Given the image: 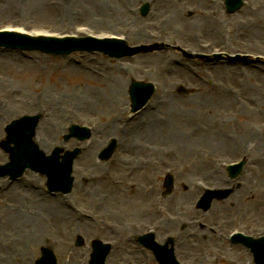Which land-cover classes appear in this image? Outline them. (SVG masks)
<instances>
[{
	"label": "rangeland",
	"instance_id": "obj_1",
	"mask_svg": "<svg viewBox=\"0 0 264 264\" xmlns=\"http://www.w3.org/2000/svg\"><path fill=\"white\" fill-rule=\"evenodd\" d=\"M16 1L0 0V26L22 25L63 33L73 31L74 25H87L92 33L109 31L127 35L131 45L160 41L203 53L217 48L264 56V0H245V6L231 16L226 15L223 1L213 6L206 0H164L165 12L159 7L162 2L159 0L149 11L155 17L149 13L143 18L136 11L141 0H101L102 7L106 8L104 16L88 0H71L74 9L66 4L69 0H59L58 3L62 1L66 5L64 16L59 10L50 11L49 5L44 8L43 3L47 0ZM37 3L42 7L37 8ZM136 31L143 34L145 40L134 36ZM199 43L202 46L199 47ZM7 60L10 64L6 63ZM170 60L186 65L185 69L175 67L169 71L166 64ZM23 63L30 64L31 68L20 70L22 68L18 66ZM60 64L67 67L59 70ZM120 80L123 88L116 95L106 98L103 95L104 100L87 96V92L92 90L94 93L111 83L121 85ZM131 80L155 83L159 104H156L155 111L142 119L148 118L144 121H151L158 128L142 133V130L137 131L141 122L134 127L122 120L114 124L118 130L94 132L90 141L82 143L87 150L75 161L74 168L87 170L88 177L98 175L101 166L86 164V158L97 149L99 151L111 137H115L119 145L128 142L130 147L135 145L136 148L137 144L145 143L156 148L173 149L166 166L175 168L173 203L168 204L174 214L185 212L193 198L201 194L198 182L203 181L201 184L211 187L227 186L221 163L247 155L245 169L239 178L240 187L227 199L214 202L205 214L198 211L184 218L196 221L201 216L204 219L200 221L227 231L251 221L249 216L255 212L261 219L264 214V67L261 65L224 61L203 63L185 59L170 50L114 59L85 52L62 58L7 49L0 52V97L14 89L17 110L5 119L2 127L22 115L41 113L43 120L37 127V143L41 148L47 152L59 145L71 148L78 144L61 140L67 125H103L109 121V115L117 113L118 105L122 107L123 118H129L126 110L130 103L128 86ZM42 93L49 98L38 97ZM170 111L175 112L173 120L168 114ZM54 115L77 118L50 133L41 130ZM57 123H60L59 119ZM169 124L173 133L162 135L161 131L164 128L166 132ZM2 136L3 131L0 139ZM142 152L150 154L147 149ZM6 161L7 154L0 149V163ZM172 161L174 164L170 165ZM31 182L35 186L41 185L43 195L32 194L35 190ZM0 184H3L0 192V264H16L13 260L33 264L40 248L47 245L53 247L58 264H88L90 241L110 238L101 234L91 219L85 216L82 220L65 208L60 197H47L43 192L45 178L26 171L19 180L7 184L0 179ZM102 187L91 183L88 191L83 193L77 182L72 195L77 205L96 211L100 206L97 189ZM50 204L56 207V212L63 210L65 213L59 223L54 222L52 213L55 207L48 208ZM76 234L84 238L81 249L73 245ZM207 234V230L201 231L197 241L208 252V257L217 255L213 252L218 251V254L229 257V261L223 264H250L245 250L205 238ZM116 248L107 264H128L127 254L122 248ZM146 259L151 261L143 256L142 263Z\"/></svg>",
	"mask_w": 264,
	"mask_h": 264
},
{
	"label": "bare ground",
	"instance_id": "obj_2",
	"mask_svg": "<svg viewBox=\"0 0 264 264\" xmlns=\"http://www.w3.org/2000/svg\"><path fill=\"white\" fill-rule=\"evenodd\" d=\"M58 1L59 0H51V1L47 0V3H45V4L43 3V7L47 8L48 5H49L50 6V11L56 12L57 10H59V13L64 16V15H66V5L62 1H60L59 3H58ZM88 1L91 2V4H93L94 6L98 7L97 11H99L101 13L100 15L104 16L106 8L102 7L101 0H88ZM125 1H128V0H125ZM155 1H159V0H155ZM220 1L221 0H219V1L216 0V3L217 2L220 3ZM9 2L12 3V1H9ZM38 4H40V3L35 4L37 6V8L42 7V6L38 5ZM66 4L69 5V8H71V5H72V9H74V6L71 3V0L66 1ZM159 7L162 8V11L166 10V3H165L164 0H162V2L159 4ZM22 9L25 10V7L23 6ZM75 11H77V8H76ZM165 12H167V10ZM154 17H155V15H154ZM132 22L134 23L135 21H132ZM134 36H136L137 38H139L141 40H145V36L143 34H138L137 31L134 33ZM16 55H18V54H16ZM14 60L16 61L17 58H15ZM6 63H9V61L7 60ZM168 63H169V66H171V67H174V68L177 67V65H175V63H172V61H169ZM30 66L31 65L28 64V63H23L22 65H20L18 67L22 68L20 70H26L27 71V70H29L31 68ZM119 82L121 83V85L118 84V82L117 83H113V85L111 83V84H108V86L106 88H103V89H101L99 91H95L94 93L91 90V91L87 92V96L89 98L95 99V100H101V99L104 100L106 98V96L109 97V96H111L113 94L116 95V93L118 91H122V88H123V82H121V80ZM13 90L14 89H10V93L9 92L4 93L0 97V136L2 134V129H3V127H2L3 125L2 124H3V122L5 121V119L8 116L14 115L16 113V110H17V106H14L15 100L13 99V94L15 92H13ZM7 94H10V97L6 98ZM42 95H43L44 98H49V96L47 97L46 93H42L41 94V98H42ZM103 95H105V98H102ZM119 106L120 105H118L117 107H119ZM154 106H155V104L153 102H151L149 105H147V107L142 112H139L138 117L135 116L133 118H129L128 123H130L132 126L135 127L136 125H138L141 122V124L137 126L138 128H140V129L137 130L138 132H140L142 130V133H149V130H153V129L156 130L158 127H157V125L155 123H153L151 121H149V122L148 121H144V119L141 118V116H145V115L149 114L154 109ZM120 108H121V106H120ZM168 114L170 115L171 120H173L174 117H175L174 116L175 112H171L170 111ZM73 118H74V116H72V115H70L67 119L63 115H62V117L60 115H54V116H52V118L49 119L50 121L48 120V122H46L48 124H46L45 126L43 125L42 128H40V129L50 133L52 131H55V130L59 129V126L61 124H62V127H63L64 123H68ZM58 119L60 120L59 124L57 123ZM123 119H124L123 118V113L119 109L115 116H110L109 115V121L105 122L103 125H98V126L93 127L92 131L105 132V131H110V130H112V131L118 130L117 128H115L114 124L120 123ZM145 120H148V118L145 119ZM167 128L168 129H167L166 132L163 131L164 128H163L162 131L160 130L162 135L168 134L170 131H171V133H173V130H172L170 124L167 126ZM134 131H136V130H134ZM175 135H176V133H175ZM88 162H89V164H92V162L90 161V157H88ZM34 190L35 191L32 192L33 195H36V196L37 195H43V194H41L39 187L34 189ZM90 194H92V192H90ZM186 196L189 197V195H186ZM52 206H54V205L50 204V206L48 208H52ZM53 212L54 213H52V215L55 217V221L54 222L55 223H59V219H61V217L65 215L64 211L63 210H58L56 212V207H55ZM28 220H29V218H28ZM13 262L16 263V264H22L20 261H17V260H13Z\"/></svg>",
	"mask_w": 264,
	"mask_h": 264
},
{
	"label": "water",
	"instance_id": "obj_3",
	"mask_svg": "<svg viewBox=\"0 0 264 264\" xmlns=\"http://www.w3.org/2000/svg\"><path fill=\"white\" fill-rule=\"evenodd\" d=\"M17 39H19V38H17ZM27 42H29V41H27ZM26 42V43H27ZM21 49H26L27 47H23V46H21L20 47ZM122 49V53H120V54H111L110 56H116V57H119V56H123V55H125L126 54V49L124 48V47H122L121 48ZM25 123H26V121H23V122H20L19 124H15L14 125V129H16V130H14L13 131V134H14V136H17V135H19V134H22L23 135V137H25V135H26V133H25V131H24V129L23 128H26L25 127ZM10 139L12 140V141H15V140H13V138H12V133H11V136H10ZM33 150V149H32ZM34 151V150H33ZM29 154H30V156H31V158H32V151L30 150L29 151ZM24 162L25 161H21L20 163H19V165L20 164H24ZM97 250H98V248H97ZM93 264H96V260H94L93 261Z\"/></svg>",
	"mask_w": 264,
	"mask_h": 264
}]
</instances>
